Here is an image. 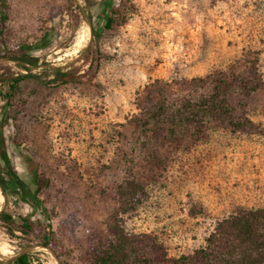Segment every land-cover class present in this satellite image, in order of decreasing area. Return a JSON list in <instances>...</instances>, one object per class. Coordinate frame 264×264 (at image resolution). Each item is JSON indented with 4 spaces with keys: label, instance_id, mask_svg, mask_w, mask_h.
<instances>
[{
    "label": "rangeland",
    "instance_id": "1",
    "mask_svg": "<svg viewBox=\"0 0 264 264\" xmlns=\"http://www.w3.org/2000/svg\"><path fill=\"white\" fill-rule=\"evenodd\" d=\"M6 2L4 44L38 45L30 51L36 66L25 64L37 76L21 81L4 134L22 182L9 193L12 206L43 221L29 203L35 194L50 216L54 250H31L43 264L88 262L109 237L115 186L128 175L146 194L119 215L120 226L149 235L171 257L203 245L216 221L236 208L264 207V0H113L110 28L101 27L104 0ZM87 48L89 59L97 56L86 73L50 80V66ZM3 64L27 72L2 58L0 72ZM219 71L261 79L241 98L252 130L211 124L195 139L162 138L134 124L154 81L178 91L185 80ZM33 168L47 187L36 190ZM20 248L0 233V260Z\"/></svg>",
    "mask_w": 264,
    "mask_h": 264
},
{
    "label": "trees",
    "instance_id": "2",
    "mask_svg": "<svg viewBox=\"0 0 264 264\" xmlns=\"http://www.w3.org/2000/svg\"><path fill=\"white\" fill-rule=\"evenodd\" d=\"M112 1L104 0V13L107 14L101 20L102 28H110L114 24L116 11L111 7ZM92 5V2H87L88 7ZM6 8V0H0V58L18 62L27 72L12 71L7 64H3L5 70L0 72V188L4 196L0 206V233L15 240L22 248L44 246L54 250L50 216L38 197L32 194L29 203L34 208L40 207L43 221L21 214L9 200V193H14L12 186L22 182L8 151L4 127L13 118L8 113V106L12 105L21 81L37 76L25 64L36 66L37 59L30 51L38 45L19 43L8 47L4 44ZM88 48L66 64L50 66V80L58 84L79 79L97 56L93 51L89 59ZM84 63L87 68L79 72ZM151 85L152 89L146 93L147 105L139 104V113L133 119L143 135L151 131L162 138L189 135L195 139L211 124L225 126L232 131L252 130L255 126L241 99L260 87L261 79L255 73L249 77L234 71L213 72L185 80L178 91L173 90L168 82L156 80ZM27 162L33 164L31 160ZM31 181L36 190L49 184L48 178L40 176L35 168L31 171ZM115 194L117 208L106 223L109 237L93 247L88 262L84 264H264V207L236 208L216 221L203 245L189 253L171 257L149 235L126 234L119 224V215L144 198V185L128 175L115 186ZM20 250L12 257L0 260V264H43L36 256L37 252Z\"/></svg>",
    "mask_w": 264,
    "mask_h": 264
},
{
    "label": "water",
    "instance_id": "3",
    "mask_svg": "<svg viewBox=\"0 0 264 264\" xmlns=\"http://www.w3.org/2000/svg\"><path fill=\"white\" fill-rule=\"evenodd\" d=\"M0 190H1V188H0ZM3 199H4V196H3ZM38 247V246H37ZM41 247H44V246H41ZM36 247H25V248H23V249H21L20 250V252H23V251H30V250H33V249H35ZM44 248H46V249H49V248H47V247H44Z\"/></svg>",
    "mask_w": 264,
    "mask_h": 264
},
{
    "label": "bare ground",
    "instance_id": "4",
    "mask_svg": "<svg viewBox=\"0 0 264 264\" xmlns=\"http://www.w3.org/2000/svg\"><path fill=\"white\" fill-rule=\"evenodd\" d=\"M84 38V37H83ZM82 47V46H81ZM3 248V247H2ZM2 250H4V249H2Z\"/></svg>",
    "mask_w": 264,
    "mask_h": 264
}]
</instances>
